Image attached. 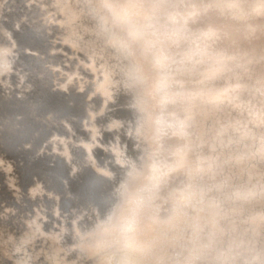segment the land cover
<instances>
[{"label": "bare ground", "instance_id": "obj_1", "mask_svg": "<svg viewBox=\"0 0 264 264\" xmlns=\"http://www.w3.org/2000/svg\"><path fill=\"white\" fill-rule=\"evenodd\" d=\"M0 49V264H264V0H0Z\"/></svg>", "mask_w": 264, "mask_h": 264}, {"label": "snow or ice", "instance_id": "obj_2", "mask_svg": "<svg viewBox=\"0 0 264 264\" xmlns=\"http://www.w3.org/2000/svg\"><path fill=\"white\" fill-rule=\"evenodd\" d=\"M2 51L3 49H0V52ZM4 56H6L5 53H3V55H0V82L3 81V77L6 74L10 73L12 69V63L6 60ZM5 168H8L9 171L11 170V166L7 165L3 159H0V170H4ZM40 234V229L38 227H34L33 232L29 234V239L33 236H38ZM16 251H19V247L16 248Z\"/></svg>", "mask_w": 264, "mask_h": 264}]
</instances>
